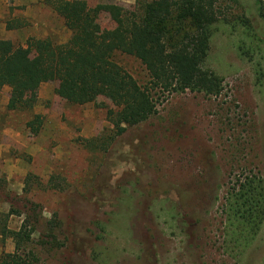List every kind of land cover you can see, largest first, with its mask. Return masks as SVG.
I'll list each match as a JSON object with an SVG mask.
<instances>
[{"label": "rangeland", "instance_id": "rangeland-1", "mask_svg": "<svg viewBox=\"0 0 264 264\" xmlns=\"http://www.w3.org/2000/svg\"><path fill=\"white\" fill-rule=\"evenodd\" d=\"M86 1L104 36L118 13L140 15L149 0ZM221 1L228 17L240 13ZM60 4L26 17V0L0 3V41L67 43ZM220 26L211 65L222 95L177 83L171 94L156 92V115L118 137L111 119L123 103L107 95L76 106L56 95L58 82H41L32 109L11 111V89L0 88V257L16 248L4 225L19 231L28 219L38 221L27 247L35 264H264V227L245 256L225 246L228 190L239 177H264V97L253 62L239 56V35ZM117 62L148 86L140 61ZM35 120L37 134L28 127Z\"/></svg>", "mask_w": 264, "mask_h": 264}, {"label": "trees", "instance_id": "trees-1", "mask_svg": "<svg viewBox=\"0 0 264 264\" xmlns=\"http://www.w3.org/2000/svg\"><path fill=\"white\" fill-rule=\"evenodd\" d=\"M55 1L61 3L58 12L72 33L67 43H56L50 37L30 38L26 47H16L10 40L0 41V88L11 89V111L33 108L30 95L36 83L58 82L56 95L71 105L94 103L100 95L122 102L123 108L111 119L118 137L156 115L157 93L171 94L177 83L192 92L221 96L224 78L211 63L222 23L233 29L223 34L239 35V56L253 62L258 93L264 97V0H227L240 10L229 17L221 0H149L140 4V15L118 13L116 27L104 36L97 26L99 10L86 0L46 3ZM118 55L141 62L148 86L117 62ZM255 56L263 62L255 63ZM28 127L37 134L41 121L29 122ZM223 213L227 250L232 257L245 256L264 227V177H239L228 190ZM26 220L19 231L4 225L16 248L4 253L0 264L38 261L27 248L38 221Z\"/></svg>", "mask_w": 264, "mask_h": 264}, {"label": "crops", "instance_id": "crops-1", "mask_svg": "<svg viewBox=\"0 0 264 264\" xmlns=\"http://www.w3.org/2000/svg\"><path fill=\"white\" fill-rule=\"evenodd\" d=\"M20 0H0V3L15 4ZM46 8V0H26V17H35L39 10Z\"/></svg>", "mask_w": 264, "mask_h": 264}]
</instances>
